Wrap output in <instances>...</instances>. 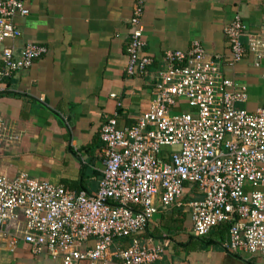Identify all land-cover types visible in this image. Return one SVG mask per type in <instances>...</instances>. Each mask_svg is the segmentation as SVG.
Wrapping results in <instances>:
<instances>
[{"label": "built area", "instance_id": "built-area-1", "mask_svg": "<svg viewBox=\"0 0 264 264\" xmlns=\"http://www.w3.org/2000/svg\"><path fill=\"white\" fill-rule=\"evenodd\" d=\"M27 1L0 0V80L47 52L36 42L19 50L6 43L19 35L17 20L30 12ZM143 12L144 1L136 0L128 20L127 76L145 75L153 63L143 52ZM223 31L228 57L208 54L199 40L187 51L163 54L149 105L133 125L118 128V111L104 116L99 130L104 169L95 194L23 172L12 178L0 172V230L20 210L19 232L34 254L46 253L61 264L113 259L149 264L164 248L141 243L138 233L160 206L177 202L185 184L192 183L202 194L187 203L193 231L205 236L228 223L226 249L264 256V104L252 111L241 106L249 98L247 85L234 72L247 55L262 69L264 20L251 27L236 14ZM16 138L0 116V145ZM121 237L130 243L116 245L114 239Z\"/></svg>", "mask_w": 264, "mask_h": 264}, {"label": "crops", "instance_id": "crops-1", "mask_svg": "<svg viewBox=\"0 0 264 264\" xmlns=\"http://www.w3.org/2000/svg\"><path fill=\"white\" fill-rule=\"evenodd\" d=\"M143 1V52L153 63L141 76L125 73L128 20L136 0L26 2L30 12L17 20L19 35L6 43L19 50L36 42L47 52L30 67L0 80V116L17 137L0 145L1 173L12 178L23 172L71 191L95 194L104 169L99 137L104 116L118 111V128L136 122L149 105L151 88L164 67L163 54L187 51L199 40L208 54L228 57L224 26L236 14L251 27L264 20V0ZM252 63L247 55L236 65L235 76L247 85L249 95L258 93L264 100V65L258 69ZM201 197L196 184L186 183L184 195L172 205L160 206L138 233L141 243L164 248L160 259L149 264H264L263 255L224 247L225 223L205 236L193 231L187 203ZM17 214L0 230V264H61L46 253H32L19 232L24 217L20 210ZM114 241L125 247L131 239ZM109 264L122 262L113 259Z\"/></svg>", "mask_w": 264, "mask_h": 264}, {"label": "trees", "instance_id": "trees-1", "mask_svg": "<svg viewBox=\"0 0 264 264\" xmlns=\"http://www.w3.org/2000/svg\"><path fill=\"white\" fill-rule=\"evenodd\" d=\"M125 52H126V47H125ZM247 92H248V88H247ZM249 92H248V95H249ZM256 96H258V97H256ZM256 96L249 95L248 103L242 104L241 106L243 108H246L248 111H252V110L256 109L258 106L263 105L264 104V100L262 97L263 95L261 96L260 94L257 93ZM250 105H252V106H250ZM228 227H229V224L225 223L224 229H226Z\"/></svg>", "mask_w": 264, "mask_h": 264}, {"label": "rangeland", "instance_id": "rangeland-1", "mask_svg": "<svg viewBox=\"0 0 264 264\" xmlns=\"http://www.w3.org/2000/svg\"><path fill=\"white\" fill-rule=\"evenodd\" d=\"M184 108H185V109H189V106L185 103V104H184Z\"/></svg>", "mask_w": 264, "mask_h": 264}]
</instances>
